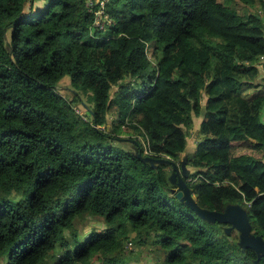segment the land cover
<instances>
[{"label":"trees","instance_id":"1","mask_svg":"<svg viewBox=\"0 0 264 264\" xmlns=\"http://www.w3.org/2000/svg\"><path fill=\"white\" fill-rule=\"evenodd\" d=\"M232 1L253 9L107 0L99 29L87 0H0V264H131L132 235L163 264H264L230 223L173 194L181 181L203 210L246 208L264 240V94H243L260 80L264 0ZM194 117L184 176L173 163ZM120 126L146 147L115 144ZM77 216L105 228L79 241Z\"/></svg>","mask_w":264,"mask_h":264},{"label":"rangeland","instance_id":"2","mask_svg":"<svg viewBox=\"0 0 264 264\" xmlns=\"http://www.w3.org/2000/svg\"><path fill=\"white\" fill-rule=\"evenodd\" d=\"M222 2L225 5H228L232 8H236L241 13H247L248 11H251L253 9L250 7L247 8L242 3L234 2L232 0H222ZM154 46H155L154 42L147 45L146 49H147V52H148V55L150 58L153 55V47ZM69 88H71V87H70V82L68 79H63L60 82V84L57 86V89L59 90V92L63 96H65L68 99H71L73 96L71 95V91L69 90ZM115 89L116 88H113V91ZM82 98L84 101H86L85 97H82ZM87 104H89V103H87ZM75 107L79 111V113L83 115V117L86 120H87V118H89V115H88L87 111H85L82 104H78ZM194 121H195V124L197 126L200 123V118L194 117ZM110 131H111V128H109L108 132H110ZM197 133H198V131L190 132V136L188 139L189 140V144H188L189 146H188V149L186 150V152L190 153L192 150V147H194L195 138L197 137ZM113 137H114L113 142L115 144L119 145L121 148H125L126 150L131 151L132 153H137L139 151L138 145L144 149L146 147V144H147L144 137L136 136V134H134L131 129H128V128L122 127V126L118 127V132ZM136 139H138V141H136ZM137 142H138V145H137ZM185 159H186V153L181 158V162H179V168L177 165V169H178V171H180L181 175L185 173L186 167L184 164H182ZM175 171H176V169H175ZM169 176L171 178L172 184L176 185V179L174 178V174L171 173V174H169ZM177 182H179V181H177ZM173 194H175L176 196L178 194L181 197H184V191H183V189H180V186L177 189L176 188L173 189ZM238 209L242 210L247 215L248 222L251 225L250 220H253V218L252 219L249 218V214H248L246 208L238 207ZM104 228H105V224H104L103 220L100 218L90 217V216H87V217L77 216L75 218V229L78 230L79 235H80L79 241H83L84 238L91 231H103ZM235 230H236L237 234L240 233V231L238 229H235ZM66 234L68 235V237H70V232L69 233L66 232ZM253 237L254 238H260L261 236L260 235H253ZM131 240H132V246L127 247L128 243L130 241L125 242V258L128 261H130L131 264H163L165 254H164L162 249L157 248L156 246H153V245H148L147 247H141L136 243V239L133 237V235L131 236ZM236 241H237V239H236ZM239 242H240V239H239ZM57 249H56V251L59 252L60 250H57ZM92 264H100L99 259L97 257H95L94 260L92 261Z\"/></svg>","mask_w":264,"mask_h":264},{"label":"water","instance_id":"3","mask_svg":"<svg viewBox=\"0 0 264 264\" xmlns=\"http://www.w3.org/2000/svg\"><path fill=\"white\" fill-rule=\"evenodd\" d=\"M264 19V17H263ZM140 157V155H139ZM145 160H149L146 158ZM174 169H176V173H178L177 165L173 163ZM180 189L184 191V197H181L177 194L179 199L184 200L188 205H190L193 209H195L201 216L207 217L209 219L219 220L221 222L230 223L233 228L238 229L240 231V243L243 246H248L253 248L259 253H264V240L262 237L254 238L251 234V225L248 222L247 215L238 207L240 206H232L237 207L235 209L236 215H229L228 208L224 213L218 212H210L201 209L198 207L195 202L192 200L191 192L188 187L182 183L181 181L178 182ZM229 230V229H228Z\"/></svg>","mask_w":264,"mask_h":264},{"label":"crops","instance_id":"4","mask_svg":"<svg viewBox=\"0 0 264 264\" xmlns=\"http://www.w3.org/2000/svg\"><path fill=\"white\" fill-rule=\"evenodd\" d=\"M261 65H260V68H259V70H260V75H259V82H256L255 83V85L254 86H251V87H244L243 88V94H244V96H246L247 98H251V97H253L254 95L255 96H257V95H262V94H264V57L263 58H261ZM200 121H201V119H200ZM262 122L264 123V110H263V115H262ZM199 130V125H197L196 126V124H195V122H194V127H193V130L192 131H198ZM191 131V132H192ZM199 138H200V136L198 135V133H197V137L195 138V144H194V147H192V150H191V152L190 153H193V152H195V150H196V143H197V141L199 140ZM188 144H189V140H188ZM187 144V148H186V150L188 149V145ZM185 153H186V159L183 161V163L182 164H184L185 165V167H186V169H185V173H184V176H187V175H189V174H191V173H194L195 172V168L194 167H192L190 164H189V162L187 161V159H188V154H189V152H186L185 151ZM184 153V154H185ZM184 154H182L181 155V158L183 157V155ZM181 162V161H180ZM191 196H192V200L196 203L197 201H196V195L194 194V193H191ZM237 207H232V206H229L228 207V213H229V215L231 214V215H236V212H235V209H236ZM213 221V220H212ZM227 230H228V228H227ZM239 238H240V233H239Z\"/></svg>","mask_w":264,"mask_h":264},{"label":"built area","instance_id":"5","mask_svg":"<svg viewBox=\"0 0 264 264\" xmlns=\"http://www.w3.org/2000/svg\"><path fill=\"white\" fill-rule=\"evenodd\" d=\"M107 0H87V5L90 11L94 14L93 26L98 27L99 29L104 28L105 24H111L107 13L105 12V2ZM79 113V111L77 110ZM132 243L129 242L127 247L131 246Z\"/></svg>","mask_w":264,"mask_h":264}]
</instances>
